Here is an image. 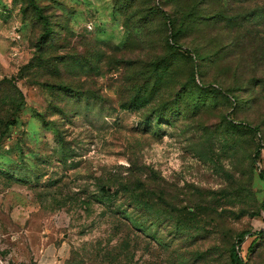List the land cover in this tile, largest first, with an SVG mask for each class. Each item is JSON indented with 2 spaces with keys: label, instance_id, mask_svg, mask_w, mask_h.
Masks as SVG:
<instances>
[{
  "label": "rangeland",
  "instance_id": "374dc122",
  "mask_svg": "<svg viewBox=\"0 0 264 264\" xmlns=\"http://www.w3.org/2000/svg\"><path fill=\"white\" fill-rule=\"evenodd\" d=\"M260 172L264 0H0V263L264 264Z\"/></svg>",
  "mask_w": 264,
  "mask_h": 264
},
{
  "label": "trees",
  "instance_id": "16d2710c",
  "mask_svg": "<svg viewBox=\"0 0 264 264\" xmlns=\"http://www.w3.org/2000/svg\"><path fill=\"white\" fill-rule=\"evenodd\" d=\"M259 178L263 181L264 183V173L260 172L259 173ZM261 209L262 211H264V199L263 202L261 204ZM261 234V232H254V233H246L245 236H248V238H253L251 245L248 247V249H250L256 242L257 238L259 237V235ZM240 249L239 246L238 247H231V250L229 252V261L231 264H247V261L243 258H241V256L239 255Z\"/></svg>",
  "mask_w": 264,
  "mask_h": 264
},
{
  "label": "crops",
  "instance_id": "0c3cea01",
  "mask_svg": "<svg viewBox=\"0 0 264 264\" xmlns=\"http://www.w3.org/2000/svg\"><path fill=\"white\" fill-rule=\"evenodd\" d=\"M60 252H62V249L59 250L58 253H54L53 255H50L49 253L44 251L41 257L37 259L36 264H62L64 258L60 256Z\"/></svg>",
  "mask_w": 264,
  "mask_h": 264
},
{
  "label": "built area",
  "instance_id": "2783aa9c",
  "mask_svg": "<svg viewBox=\"0 0 264 264\" xmlns=\"http://www.w3.org/2000/svg\"><path fill=\"white\" fill-rule=\"evenodd\" d=\"M0 264H6V263H0Z\"/></svg>",
  "mask_w": 264,
  "mask_h": 264
}]
</instances>
